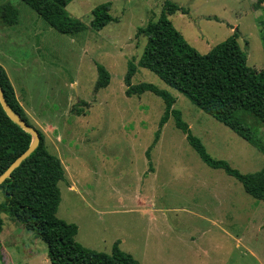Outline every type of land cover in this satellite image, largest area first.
<instances>
[{
  "label": "rangeland",
  "instance_id": "374dc122",
  "mask_svg": "<svg viewBox=\"0 0 264 264\" xmlns=\"http://www.w3.org/2000/svg\"><path fill=\"white\" fill-rule=\"evenodd\" d=\"M107 1L113 19L95 30L91 11ZM164 1L70 0L67 12L85 28L64 34L23 1L0 0L18 9L15 24L0 20V64L29 123L64 168L56 215L77 225L84 246L110 252L119 240L140 264H264L263 200L205 164L171 116L146 154L164 104L151 92L127 96L123 77L147 40L138 27L155 20ZM170 1L181 9L168 18L199 53L237 28L247 64L264 67V0ZM96 63L110 74L104 88L95 87ZM141 81L176 97L172 106L209 155L240 172L264 168L263 151L137 65L131 82ZM246 120L264 144V123ZM0 216V264H51L33 231Z\"/></svg>",
  "mask_w": 264,
  "mask_h": 264
},
{
  "label": "trees",
  "instance_id": "16d2710c",
  "mask_svg": "<svg viewBox=\"0 0 264 264\" xmlns=\"http://www.w3.org/2000/svg\"><path fill=\"white\" fill-rule=\"evenodd\" d=\"M21 1L60 33L75 34L85 28L79 18L67 12L65 7L70 0ZM109 5L107 1L93 7L90 21L93 29L98 30L113 19ZM179 9L181 7L174 2L165 0L158 17L138 27L137 33L145 35L147 40L137 63L131 60L127 62L123 77L127 96L151 92L160 97L164 104L158 128L146 154L156 143L160 128L171 116L175 127L185 134V139L205 164L223 169L241 183L246 193L264 201V168L240 172L226 160L212 157L200 139L191 133L180 110L172 106L176 99L172 93L152 82H131L137 65L150 70L205 113L264 152V144L256 136V129L246 120V116L250 115L264 123V67L256 70L247 64L246 54L237 40V28L206 53H199L168 18ZM17 18L18 9L13 4H0L3 24L13 25ZM262 45L264 54V36ZM96 70L95 87H106L110 81L108 70L100 63H96ZM0 88L11 109L30 124L1 64ZM37 131L38 145L0 183L3 194L0 213L8 214L33 231L46 244L47 259L51 264H140L132 254L120 248L119 240L113 242L110 252L84 246L75 238L77 225L56 215L60 201L58 183L64 179V168L60 158L47 150L42 131ZM31 138V134L14 123L0 105V174L29 146ZM2 224L0 216V230Z\"/></svg>",
  "mask_w": 264,
  "mask_h": 264
},
{
  "label": "water",
  "instance_id": "95a60500",
  "mask_svg": "<svg viewBox=\"0 0 264 264\" xmlns=\"http://www.w3.org/2000/svg\"><path fill=\"white\" fill-rule=\"evenodd\" d=\"M0 105L3 108L6 115L17 125H19L25 131H28L32 138L30 141L29 146L21 152L7 167L6 169L0 174V183L6 178L9 177L10 173L16 168L23 159H25L38 145L39 142V133L35 127L28 124L20 115L15 113L8 103L5 101L3 96L2 90L0 88Z\"/></svg>",
  "mask_w": 264,
  "mask_h": 264
},
{
  "label": "crops",
  "instance_id": "0c3cea01",
  "mask_svg": "<svg viewBox=\"0 0 264 264\" xmlns=\"http://www.w3.org/2000/svg\"><path fill=\"white\" fill-rule=\"evenodd\" d=\"M231 29V28H230ZM3 231V230H2Z\"/></svg>",
  "mask_w": 264,
  "mask_h": 264
}]
</instances>
